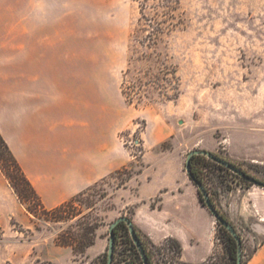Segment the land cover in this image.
<instances>
[{"label": "rangeland", "instance_id": "obj_1", "mask_svg": "<svg viewBox=\"0 0 264 264\" xmlns=\"http://www.w3.org/2000/svg\"><path fill=\"white\" fill-rule=\"evenodd\" d=\"M144 5L153 23L136 32ZM86 26V54L100 57V71L112 74L99 80L100 87L113 88L123 102L125 129L119 140L127 153L126 171L110 175L80 198L75 207L82 214L68 223H53L46 215L34 218L0 172V264H101L107 228L134 212L127 202L136 194V183L129 187L128 182L143 171L152 173L145 160L155 162L161 155L179 160L196 190L184 169L193 150L214 153L264 180V0H125L108 15L88 14ZM0 165L14 179L1 150ZM197 166L215 208L242 239L247 260L263 233H254L255 220L242 215L253 194L264 189L208 161ZM87 214L99 224L94 244L82 251L57 245L61 234L81 233L83 224H78L85 221H77ZM213 224L207 264H232L220 227ZM144 241L151 264H182L170 239ZM129 246L122 235L111 264H142Z\"/></svg>", "mask_w": 264, "mask_h": 264}, {"label": "crops", "instance_id": "obj_2", "mask_svg": "<svg viewBox=\"0 0 264 264\" xmlns=\"http://www.w3.org/2000/svg\"><path fill=\"white\" fill-rule=\"evenodd\" d=\"M121 1L0 0V134L47 210L128 164L119 140L121 95L100 87L112 74L85 52L87 15H108ZM169 159L145 160L152 173L128 182L136 183L127 202L134 206L131 222L155 244L178 241L182 263L204 264L214 248L213 219L181 162ZM253 195L242 216L255 220L263 241L242 264H264V192Z\"/></svg>", "mask_w": 264, "mask_h": 264}, {"label": "trees", "instance_id": "obj_3", "mask_svg": "<svg viewBox=\"0 0 264 264\" xmlns=\"http://www.w3.org/2000/svg\"><path fill=\"white\" fill-rule=\"evenodd\" d=\"M145 8H146V5H144V7H142V13H140V19L138 20V30H136V32L143 31L146 25L151 26V22H152L151 19H148L143 12V11H145ZM154 38H155V35H154ZM148 40L151 41L152 43L154 41L152 39L151 35L148 37ZM124 95H126V94L124 93ZM162 95L166 98V100H168V96L166 95V92H164V94H162ZM175 96H176V94H175ZM6 143L7 142L4 140V138L0 134V150L3 153V155L5 156L6 161L9 165V167L11 168L12 172L15 174V176H14L15 180L11 177V175L1 165H0V172L3 174V177L8 181L10 187L12 188V190L14 192L13 194L16 197V199L18 200V202L21 205L27 204L28 206H27L26 211L28 213H30V215H32L34 218H38L39 215H46L47 217H50L51 222H53V223H62V222L68 223V222H70L71 220L75 219L78 215L82 214V211H80L79 208L75 207L76 202H80V198L87 195L88 192H90L93 187H95L98 183H100L104 180L103 179L102 181L95 183L94 185L87 188L82 193L80 192L79 194L75 195L70 201L63 203V204L59 205L58 207H56L52 210H47L44 207V205L42 204L38 195L36 194V191L31 186V183L26 178L25 173L23 172V170L21 169V167L17 163L15 156L13 155V153L11 152V150L9 149V147ZM204 161H208V162L214 164L215 166L219 167L220 169L225 170L229 173H231V171L225 169L224 167L219 166L218 164H215V162H213V161H211L205 157L198 156V155L193 156L191 158V164H190L191 174H192V178H190V180L194 179L197 181V183L202 184L203 187L206 189V191L209 193V190L205 186V179H204L202 173H200L198 171V168H197L198 167L197 164H200L201 162H204ZM232 165L235 166L234 164H232ZM235 167L238 168V166H235ZM238 169H240V168H238ZM121 171H126V169H123ZM121 171H118L115 174H119ZM241 171H243L245 174H247L244 170H241ZM231 175H233L236 178H238L239 180L247 183V181L242 179L241 177H239L233 173H231ZM259 181L264 182V180H259ZM247 185H251V184L247 183ZM198 195H199V201L202 204V199H201L202 197L199 193H198ZM210 201L213 204L211 195H210ZM93 207L94 206H92V208ZM89 208H91V207H89ZM218 213L220 214V216L225 221L230 223V221L222 213H220L219 211H218ZM82 219H84L83 221H85V222L81 223V225L78 224L80 227H82V224H83L81 233H79V234L68 233L67 236H64L63 234H61L59 236L58 240L56 241L57 245H60L63 247H71V248H75L76 246H79L81 251H82V250H84V249H86V248H88L94 244V242H95V231L97 230V228H99V224L96 221L95 222L90 221L91 218H90L89 214L83 215L81 217V219H78L77 223H79ZM130 221H131V219H130ZM230 225H232V224H230ZM219 227H220V232L222 233V235H223V237H224V239L228 245L227 249H228L232 264H237L236 242L229 235L228 231L225 228L221 227L220 225H219ZM232 227L234 228V226H232ZM134 228H135L134 229L135 234L138 237V239L142 245V248L144 249V251L146 253V256L148 259V264H151L152 261H151L149 252L147 251L146 243L144 241V237H146V236L143 235L138 230L137 227L134 226ZM127 229L128 228L124 223L118 224V226L115 229H113V235L115 238V245H113L114 246L113 262H115L117 259L116 258L117 246L119 245L120 237L122 235L126 236V240L129 242V245H130L129 247L132 250V252L138 258L141 259L136 248L134 247L135 245L133 244L132 240L130 239V236H129ZM237 235H238V233H237ZM146 239H148V238L146 237ZM170 240L175 244V253H176V256L180 259V257H181V248L180 247L181 246H180L179 242L176 240H172V239H170ZM241 243H242V239H241ZM243 249H244V247H243V243H242V249H241L242 253H243ZM253 251H255V249ZM243 260H244V257H242V262H243ZM106 262H107V253L105 254L104 260L101 264H106ZM207 263H208V261L204 264H207ZM182 264H185V263H182Z\"/></svg>", "mask_w": 264, "mask_h": 264}, {"label": "water", "instance_id": "obj_4", "mask_svg": "<svg viewBox=\"0 0 264 264\" xmlns=\"http://www.w3.org/2000/svg\"><path fill=\"white\" fill-rule=\"evenodd\" d=\"M202 156L205 157L213 162H215V164H218L221 167H224L225 169L231 171V173L241 177L242 179L246 180L247 183L253 185V186H257L259 188L264 189V182L256 180L252 177H248L247 174H245L243 171H241L240 169L236 168L235 166H233L231 164V162L226 161L224 159H221L217 156H215L214 153H211L209 151H204V150H193L191 151L186 158V164L184 165V169H185V173L189 178H192V174H191V168H190V164H191V158L193 156ZM191 182L196 186L198 193L201 195V199H202V205L207 209V211H209L210 215L212 216L213 220L215 221V223L219 224L221 227L225 228L229 235L234 239V241L236 242V258H237V264H242V243H241V239L240 237L237 235L236 230L232 227V225H230L229 222L225 221L220 214L218 213V211L215 209L214 205L211 203L210 201V195L209 193L206 191V189L203 187L202 184L197 183L196 180L191 179ZM120 223H124L127 226V230L130 236V239L132 240L133 244L135 245L134 247L136 248L138 254L141 257L142 260V264H148V259L146 256V253L144 251V249L142 248V245L138 239V237L135 234L134 231V225L132 224V222L130 221L129 218L127 217H120L118 219H116L114 222H112L110 224V226L107 228V232H108V245H107V249H106V253H107V262L106 264H111L113 262V254H114V246L115 245V238L113 235V229H115L118 224Z\"/></svg>", "mask_w": 264, "mask_h": 264}, {"label": "built area", "instance_id": "obj_5", "mask_svg": "<svg viewBox=\"0 0 264 264\" xmlns=\"http://www.w3.org/2000/svg\"><path fill=\"white\" fill-rule=\"evenodd\" d=\"M122 141V140H121Z\"/></svg>", "mask_w": 264, "mask_h": 264}]
</instances>
